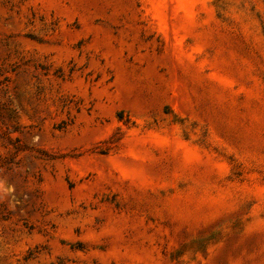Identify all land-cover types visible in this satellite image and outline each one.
Segmentation results:
<instances>
[{
  "label": "rangeland",
  "instance_id": "rangeland-1",
  "mask_svg": "<svg viewBox=\"0 0 264 264\" xmlns=\"http://www.w3.org/2000/svg\"><path fill=\"white\" fill-rule=\"evenodd\" d=\"M0 264H264V0H0Z\"/></svg>",
  "mask_w": 264,
  "mask_h": 264
}]
</instances>
